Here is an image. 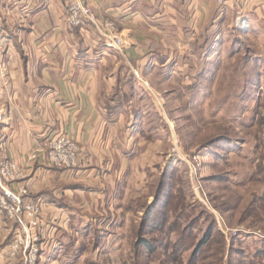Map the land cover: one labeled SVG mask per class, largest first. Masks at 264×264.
I'll return each instance as SVG.
<instances>
[{
    "label": "rangeland",
    "instance_id": "obj_1",
    "mask_svg": "<svg viewBox=\"0 0 264 264\" xmlns=\"http://www.w3.org/2000/svg\"><path fill=\"white\" fill-rule=\"evenodd\" d=\"M226 17L186 75L124 70L109 87L106 71L99 103L123 106L134 184L41 242L40 264H264V22Z\"/></svg>",
    "mask_w": 264,
    "mask_h": 264
},
{
    "label": "crops",
    "instance_id": "obj_2",
    "mask_svg": "<svg viewBox=\"0 0 264 264\" xmlns=\"http://www.w3.org/2000/svg\"><path fill=\"white\" fill-rule=\"evenodd\" d=\"M219 1L84 0L94 22L72 31L66 0H0V155L24 169L22 183L42 203V245L50 247L47 242L57 241L60 232L84 223L87 203L116 208L122 192L134 184L135 153L124 150L132 140L122 138L117 118L123 106L107 110L99 103L106 71L111 69L109 87L124 70L148 84L159 70L174 79L176 72L187 74V64L213 42L210 35L226 16L243 17L258 32L264 0H228L225 6ZM108 24L122 38V51L106 47ZM58 133L78 143L76 168L30 159ZM13 230L14 224L0 216V264H16L9 256Z\"/></svg>",
    "mask_w": 264,
    "mask_h": 264
},
{
    "label": "built area",
    "instance_id": "obj_3",
    "mask_svg": "<svg viewBox=\"0 0 264 264\" xmlns=\"http://www.w3.org/2000/svg\"><path fill=\"white\" fill-rule=\"evenodd\" d=\"M227 1L220 0V3L225 6ZM65 15L72 31H84L94 22L93 9L84 0H66ZM107 28L110 32L105 35L106 47L122 51V38L113 31V25L108 24ZM1 34L0 30V37ZM1 43L0 39V53ZM3 122L4 111L0 108V129ZM40 157L51 167L73 169L79 165L81 149L71 135L58 133L33 151L30 159L35 161ZM24 178L25 171L18 163L0 155V216L14 224L9 256L21 264H40L43 206L22 183Z\"/></svg>",
    "mask_w": 264,
    "mask_h": 264
},
{
    "label": "trees",
    "instance_id": "obj_4",
    "mask_svg": "<svg viewBox=\"0 0 264 264\" xmlns=\"http://www.w3.org/2000/svg\"><path fill=\"white\" fill-rule=\"evenodd\" d=\"M162 188H163V187L160 188V191H159L160 193H163V192H164V190H162ZM162 191H163V192H162ZM158 196H159V195H158ZM157 198H158V197H157ZM157 198H156V199H157ZM156 199H155V200H156ZM155 205H156V203H153V204H152V209L150 208L151 210L149 211V219H150V217L153 215V211H154Z\"/></svg>",
    "mask_w": 264,
    "mask_h": 264
}]
</instances>
